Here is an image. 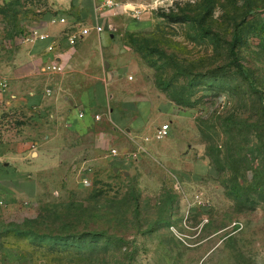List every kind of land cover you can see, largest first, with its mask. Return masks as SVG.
Masks as SVG:
<instances>
[{
  "label": "rangeland",
  "instance_id": "374dc122",
  "mask_svg": "<svg viewBox=\"0 0 264 264\" xmlns=\"http://www.w3.org/2000/svg\"><path fill=\"white\" fill-rule=\"evenodd\" d=\"M47 3L0 0L7 60ZM136 15L148 26L114 40L143 63L101 67L122 86L95 109L94 158L0 206V264H264V0H141ZM132 85L141 128L119 114Z\"/></svg>",
  "mask_w": 264,
  "mask_h": 264
},
{
  "label": "crops",
  "instance_id": "0c3cea01",
  "mask_svg": "<svg viewBox=\"0 0 264 264\" xmlns=\"http://www.w3.org/2000/svg\"><path fill=\"white\" fill-rule=\"evenodd\" d=\"M127 3L134 9H127ZM140 11L141 0H119L115 7L105 0H48L23 28L49 33L57 44L54 51H47V41H26L7 60L1 45L0 197L6 198L11 212L39 194L43 177L57 180L69 165L79 167L94 158L99 144L95 109L103 105L106 92L115 96L122 86L120 81H105L109 73L101 67L143 63L129 44L124 49L114 40L120 31L148 26L145 17H135ZM96 25L104 30L98 32ZM85 27L90 33L69 46L67 34ZM4 31L0 27V42ZM55 65L62 69H53ZM132 86L124 102L135 107L119 114L137 120L141 128L145 116L140 105L148 98L138 85Z\"/></svg>",
  "mask_w": 264,
  "mask_h": 264
},
{
  "label": "built area",
  "instance_id": "2783aa9c",
  "mask_svg": "<svg viewBox=\"0 0 264 264\" xmlns=\"http://www.w3.org/2000/svg\"><path fill=\"white\" fill-rule=\"evenodd\" d=\"M105 3L112 7V6H117L119 5V0H105ZM61 22H65V18H61L60 19ZM95 29L98 32H102L104 30V26L103 25H96ZM90 28L85 27V28H81L78 30H73L71 32H69L67 34V43L69 46H75L77 44V42L80 39H83L85 36H87L90 33ZM23 41H47L48 45L46 47L48 52H52L55 50L56 48V42L53 39V37L47 33L42 31L39 28H30L28 30H25V33L23 34ZM1 45L2 42H0V48L2 47ZM53 69L56 70H61L62 67L60 65H55L53 66ZM1 86H3V84H1ZM82 116V114H80ZM100 115H96V119H99ZM171 134V126L169 123H164L161 125H158L155 128V133H154V137L156 139H163V138H167L169 137V135ZM113 153H116L117 151L115 149H112ZM7 205V201L5 197H0V206H6Z\"/></svg>",
  "mask_w": 264,
  "mask_h": 264
},
{
  "label": "trees",
  "instance_id": "16d2710c",
  "mask_svg": "<svg viewBox=\"0 0 264 264\" xmlns=\"http://www.w3.org/2000/svg\"><path fill=\"white\" fill-rule=\"evenodd\" d=\"M234 63H235V65L237 66L238 71H239L242 75H244V70H243V68H242V65H241L240 63H238L237 61H234Z\"/></svg>",
  "mask_w": 264,
  "mask_h": 264
}]
</instances>
